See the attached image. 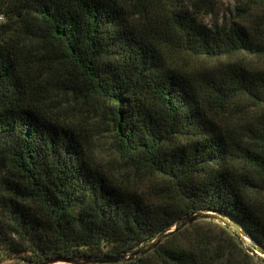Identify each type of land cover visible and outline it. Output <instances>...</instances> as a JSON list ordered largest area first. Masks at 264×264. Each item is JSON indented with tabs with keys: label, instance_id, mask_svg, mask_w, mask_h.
<instances>
[{
	"label": "trees",
	"instance_id": "1",
	"mask_svg": "<svg viewBox=\"0 0 264 264\" xmlns=\"http://www.w3.org/2000/svg\"><path fill=\"white\" fill-rule=\"evenodd\" d=\"M234 1L0 0V264L126 257L196 212L225 222L88 264L264 257V0Z\"/></svg>",
	"mask_w": 264,
	"mask_h": 264
},
{
	"label": "rangeland",
	"instance_id": "2",
	"mask_svg": "<svg viewBox=\"0 0 264 264\" xmlns=\"http://www.w3.org/2000/svg\"><path fill=\"white\" fill-rule=\"evenodd\" d=\"M235 1L234 0H216L215 6L212 9L211 14H205L202 16L204 22L207 24H213V23H220L228 21L231 18L235 17ZM98 158L101 162L106 163L107 166L110 168L116 169L117 167H121L123 164L121 160L113 153L112 147L110 146L109 139L105 137H101L98 142ZM200 220H205V222H197L194 226L196 229H201V231H212L213 233L217 232L219 229V221L212 220L211 218H197L193 221L187 222L185 221L184 224L181 225L182 229H189V225H192V223ZM242 245L244 247L247 246V241L243 237L242 238ZM248 254L251 256L252 260L249 261V264H261L259 258H264L262 255L258 254L253 255L248 252Z\"/></svg>",
	"mask_w": 264,
	"mask_h": 264
},
{
	"label": "water",
	"instance_id": "3",
	"mask_svg": "<svg viewBox=\"0 0 264 264\" xmlns=\"http://www.w3.org/2000/svg\"><path fill=\"white\" fill-rule=\"evenodd\" d=\"M197 218H211L214 220H219L221 222H225V219L218 214H213L210 212H196L194 214H190L182 218L181 220L177 221L171 228L168 230L160 233L153 241L149 244L145 245L144 247L132 252L131 254L124 257V255H115L111 257H104L99 259H75L72 257H62L57 256L54 258H49L46 261L42 262L41 264H88V263H107V262H117L119 260L128 259L129 257H133L139 254H143L146 251H149L152 247H154L159 241L160 238L165 237L167 235L172 234L175 232L185 221L190 222Z\"/></svg>",
	"mask_w": 264,
	"mask_h": 264
}]
</instances>
